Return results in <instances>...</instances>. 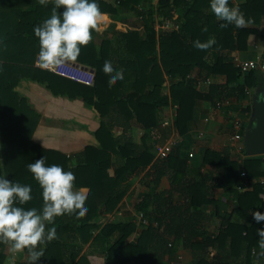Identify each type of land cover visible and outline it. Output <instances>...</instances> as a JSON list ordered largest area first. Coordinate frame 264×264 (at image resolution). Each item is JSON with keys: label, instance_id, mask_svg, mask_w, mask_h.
<instances>
[{"label": "trees", "instance_id": "1", "mask_svg": "<svg viewBox=\"0 0 264 264\" xmlns=\"http://www.w3.org/2000/svg\"><path fill=\"white\" fill-rule=\"evenodd\" d=\"M167 1L169 0L163 1V4H167ZM97 2L103 13L99 23H108L106 15L111 19L120 20L121 12L118 9L106 0H97ZM116 2L120 7L119 10L128 8L135 10V6L142 0H116ZM177 5L180 8L187 7V21L179 33L180 41H175V45L170 50V47L165 50L167 53L165 60L170 59V62L176 65L175 73L169 71L171 76L181 78L172 86L171 92L173 100L179 105L175 125L179 134L184 135L194 118L198 100L204 97L195 89L196 80L187 78L194 69H200V76L214 75L226 78L225 84L211 87L207 95L208 99H213L212 96L218 93L220 99L237 98L240 101L247 96L246 89L253 90L262 79L258 71L243 74L232 64L231 58L224 55L229 51L246 50L250 31L238 29L231 24L222 27L225 22L218 21L215 15L208 11L210 0H194L193 3L180 1ZM229 6L239 7L250 23H260L264 17V0H241L236 5L230 2ZM25 7L28 9L24 10ZM53 8L54 0H47L46 4H42L40 0H0V123L4 131L1 149L6 178L32 187L31 195L34 196L35 201L22 205L26 209H40L43 206L41 203L43 197H41L42 189L27 169L29 163L35 162L36 158L38 160L37 156L26 151L27 145L35 148L31 141L33 132L29 134V127L24 124V118L17 117V114L24 112V101L16 92V88L23 80L30 79L46 85L48 89L53 90L54 95H62L65 99L81 98L89 106L96 105L100 110L102 107L107 106L109 109L111 107L112 112L120 115L118 118L120 120L129 119L127 114L132 110L137 113L138 118H144L142 111H145L147 118H152L156 109L165 104L164 100L152 102L153 98L151 100L133 98L134 92L132 93L130 87L144 83L148 74L143 76L142 68L132 65L135 62L133 59L120 62L112 56L114 51L120 50L119 45L122 40L119 36H125L116 31L107 33L93 31L92 41L81 48L76 63L97 70L92 87L61 76L50 79L48 73L35 69L33 65L39 52V40L34 35L33 29L51 16ZM57 11L62 12L63 9ZM111 32L116 36L115 41L120 43H112L108 36ZM210 38H214L215 43L205 50L193 46L197 40L206 43ZM96 39H99V44ZM134 46L153 55L148 41H130L124 45V49L129 51ZM209 51L211 57L208 55ZM105 58L111 59L114 66L123 71V79H118L111 86H109V76L112 74L103 70ZM143 62H150L152 66L155 61L151 59ZM44 78H47V81ZM138 79H143V82ZM156 80V78L149 79L154 82L155 90L161 87V82L157 83ZM56 81H59L57 91L54 88ZM60 82H62L61 87ZM232 84H236L237 87L230 88ZM116 87L119 89L115 90ZM117 91L126 92L127 96L124 95V98L119 100L116 98ZM154 93L152 92L151 96ZM95 98L98 99L97 103L94 101ZM251 110L249 106L245 112ZM12 115L17 118H11ZM147 125L154 127L155 122ZM10 132L14 138L8 140L6 135ZM23 132L26 134L24 135ZM10 144L13 148L8 150ZM133 147L135 146L129 143L120 147L119 152L117 151L122 159L117 165L114 178L107 173V162H104L101 156L97 157L95 162L90 161L87 166L73 169L76 174L75 186H87L91 190L90 197L85 201L88 216L78 217L73 213L58 215L54 222L58 235L46 244L44 257L37 264H74L80 256L83 245L91 239V231L101 227L97 222L92 224L91 221L95 220L103 209L108 213L113 212L127 194V187L129 189V185L126 188L122 187L123 183L129 181L135 172L139 173L150 164L151 161L147 162L146 156L138 157ZM10 151L13 153H9ZM51 154L53 153H46L47 165L58 164V161L49 159ZM203 156L205 167H215L216 164L221 169L222 175L217 179L218 184L237 194L238 208L235 209L234 214L241 218L244 224L234 223L231 215H222V228L219 234H207L203 228L210 219L201 208L215 204L213 192L216 180L209 185V175L212 173H207L208 175L199 181L187 179L179 168L178 158L169 156L158 161L157 167H159L158 175L167 176L171 182V190L158 194L155 198L142 196L137 204V211L144 214L146 220L148 219V228L132 242L130 239L136 232V225L133 222L107 224L93 242L91 252L95 253L102 249L107 264H169L166 259L177 258L179 248L183 245L185 250L191 252L192 264H254L253 252L258 248L259 240L257 229L264 228V221L257 223L252 217V212L256 209L264 213V181L262 183L253 181L264 179V158L248 159L241 166L232 161L226 152L217 153L209 149L204 151ZM66 163L65 169L68 168L65 166ZM241 168L245 171L247 179L254 183L252 192L242 193L235 188L240 185ZM158 182L157 180L156 183ZM177 192L181 193L180 200L183 202H175ZM151 208L153 210L150 212ZM211 248L216 255L209 260L212 254ZM25 251L27 252V249ZM0 264H5L2 249H0ZM78 264H90L88 257L80 258Z\"/></svg>", "mask_w": 264, "mask_h": 264}, {"label": "crops", "instance_id": "2", "mask_svg": "<svg viewBox=\"0 0 264 264\" xmlns=\"http://www.w3.org/2000/svg\"><path fill=\"white\" fill-rule=\"evenodd\" d=\"M106 1L121 12V18L120 20H114L106 15L109 26L103 32L116 31L125 34V36H119V39L122 40L121 43L115 41L116 36L112 32L108 34L112 43H120V50L114 51L112 56L120 62H126V59H133L135 62L132 65L142 68L143 76L148 74V76H145L147 80L144 83L130 87V89L132 88V93L134 92L133 98L138 100L143 98L151 100L153 98L154 101L152 102L161 100L165 102L164 105L156 109L155 115L151 116L152 118H147L144 114L145 111H142L144 118H138L136 116L137 113L132 110L130 114H127L129 119L123 120L121 118V121L118 119L120 115L117 112H112L111 107L110 109L107 106L102 107L100 110L96 105L89 106L81 98L76 100L65 99L62 95H54L53 90L51 88L48 89L46 85L30 79L23 80L16 88V92L22 97L25 104L23 114H17V117L24 118V124L29 127V134L33 132L31 141L35 148L27 145L29 149L27 148L26 151L33 153L38 159L44 156L47 161V155L49 156L50 154L46 155V153L51 152L53 154H51L49 159L58 161L57 165H61L64 168V164L67 161L66 167L77 169L80 166L89 165L90 161L95 162L97 157L101 156L103 161L107 162V173L111 178L115 177L118 169L117 165L122 159L117 151L119 152V148L124 147L126 144L131 143L135 146L133 149L137 152L138 157L141 155L145 158L146 156V161H151L146 169L139 173L135 172L129 181L123 183L122 187L126 188L129 185V189L127 187V194L116 209L111 213L103 209L100 215L91 221L92 224L97 222L101 227L91 231V239L89 238L88 243L83 245L80 256L77 257L74 264H78L83 256L88 257L90 264H107V259L102 249L95 253L91 252L93 242L100 230L107 224L133 222L136 225V232L130 239L132 242L148 228V219L146 220L145 215L139 213L136 209L139 199L142 196L155 198L158 194L171 190V182L167 176L160 177L158 175L159 167H157V164L158 161L162 160L158 156V147L173 145L170 156L178 158L179 168L185 173L187 179L199 181L205 175H208L207 173H212L209 175V185L216 180V187L213 192L215 204L205 205L201 208L210 219L203 228L209 235H217L221 231L222 215L233 216L232 221L234 223L241 224L243 221L234 214L235 209L238 208L237 194L226 190L227 188L225 189L218 184L217 179L221 177L222 171L216 164H214L215 167H205L204 151L211 149L217 153L226 152L232 161L237 162L241 166L248 159L255 157L264 158V156L250 154L247 149L240 151V147L245 144V139L242 142H237L234 139L237 133L243 132L246 136L247 131L253 125L254 96L257 88L264 84V71L262 70H254L259 72L262 80L258 82L257 87L253 90L246 89L247 96L239 101L237 98L227 99L222 97L223 99H220L218 93L212 96L213 99H208L207 95L211 87L225 84L226 78L214 75L208 77L200 76V69H194L187 78L196 80L195 89L204 97L197 102L194 118L190 122L187 132L184 135H180L178 132L175 122L179 105L173 100L171 88L181 78L173 77L169 73V71L175 73L176 65L171 63L170 59L165 60L167 55L165 50L169 47L170 50L175 45V41H180L179 33L187 21V7L180 8L177 4L180 1L193 3L194 0H169L167 4H163L165 0H142L139 5L135 6V10L129 8L119 10L120 7L116 0ZM239 1L241 0H230L235 5ZM27 9L28 7L24 8V10ZM208 11L209 13L211 12L210 10ZM129 16H132L134 21H131L128 18ZM103 26L104 24L98 22V27ZM240 29L251 32L246 50L229 51L225 52L224 55L230 57L232 64L238 69L241 63L250 61L264 66V17L260 23H248L246 27ZM98 31L103 33L99 28ZM134 40L150 42L153 55L145 50H139L135 46L129 51L125 50L124 45ZM95 41L97 44L100 43L99 39ZM114 47H116V44ZM208 55L211 57L210 51ZM151 59L156 62L152 66L150 62H143ZM69 63L87 69L94 76L97 73L94 67L81 65L76 62ZM141 65L143 67H140ZM33 67L48 73L50 79L59 76L50 69L39 67L36 59ZM152 78H156L157 83L161 82V87L155 90L154 82L149 81ZM209 78L212 80L211 85L206 83ZM44 79L47 81V78ZM138 80L143 82V79ZM59 81L55 82L54 88L56 91L59 87ZM61 85L62 82H60V87ZM88 86L92 87L93 85ZM229 87L235 88L237 85L232 84ZM118 89L117 87L115 88V90ZM262 90L264 89L259 91ZM60 91L62 92L61 88ZM152 92L155 93L151 96ZM117 94L116 98L119 100L123 99L124 95L127 96V93L122 91H117ZM94 101L97 103L98 99L95 98ZM249 106L252 108L251 112H245ZM10 117L17 118L13 115ZM154 122V127H148L147 124ZM238 124H243L242 130L239 129ZM3 134L4 131L0 123V174L6 175L1 149ZM6 137L8 140L14 138L11 132ZM117 143L118 146L116 147ZM9 147L8 150L13 148L11 144ZM11 152L13 153V151L9 153ZM136 170L139 171L138 167H136ZM157 180L159 181L158 183H156ZM263 181L264 179L259 178L253 182L262 183ZM253 182L247 179L245 171L241 168L239 172L240 185L235 186V188L242 193L252 192L254 190ZM83 187L89 191L88 199L91 190L87 186ZM181 196V193H175L176 203L181 201ZM31 201H35L34 198ZM152 210L153 208L150 209V212ZM255 211L257 210L255 209ZM86 216H88V213L83 217ZM153 224L156 226L154 222ZM10 244L11 242L0 243V249H2L5 257V264H13V255H15V264H29L27 252L24 250L13 254ZM214 255L216 254L212 250L209 260H212ZM192 261L191 252L185 250L183 245L179 248L177 258L166 259L169 264H192ZM253 262L254 264H264V255H260L259 248L254 249Z\"/></svg>", "mask_w": 264, "mask_h": 264}, {"label": "clouds", "instance_id": "3", "mask_svg": "<svg viewBox=\"0 0 264 264\" xmlns=\"http://www.w3.org/2000/svg\"><path fill=\"white\" fill-rule=\"evenodd\" d=\"M46 4L47 0H40ZM230 0H210V11L218 21L244 28L250 23L239 7H230ZM63 9V11H57ZM103 16L97 0H54V8L49 18L34 27V35L39 40L36 62L43 69H54L69 62H76L81 48L93 39V31L98 30V22ZM215 43L195 41L193 46L205 50ZM103 70L111 73L109 86L123 79V71L117 69L112 60L105 58ZM33 179L42 189L43 206L40 209H26L22 205L32 200L31 185H22L0 174V243L11 242L13 254L27 249L29 264H37L45 254V246L58 235L55 218L64 213L84 216L88 207L85 203L89 191L75 187V172L61 165H47L43 156L27 165ZM253 219L264 221V213L252 212ZM258 248L264 255V228L257 229ZM15 264V255H13Z\"/></svg>", "mask_w": 264, "mask_h": 264}, {"label": "built area", "instance_id": "4", "mask_svg": "<svg viewBox=\"0 0 264 264\" xmlns=\"http://www.w3.org/2000/svg\"><path fill=\"white\" fill-rule=\"evenodd\" d=\"M71 63H67L65 65H62L58 68H54V69H50L52 70L54 73H56L57 75L64 77V78H68L70 80H73L75 82H79L85 85H93L94 84V80H95V76L94 74L89 73L88 71H85L83 68L81 67H75L76 69H74V66ZM239 69L241 70V72L243 74L249 73L251 71L254 70H262L264 71V66H261L259 64H257L256 62L250 61V62H243L239 65ZM79 71V73L77 72ZM206 83L208 85H211L212 80L211 78H209ZM239 129H243V124H238ZM245 135L242 133H237L234 137L235 141L237 142H242L244 141ZM173 150V145H167V146H161L158 147L157 151H158V156L161 159H166L168 158ZM246 150L245 144H243L240 147V151H244Z\"/></svg>", "mask_w": 264, "mask_h": 264}, {"label": "water", "instance_id": "5", "mask_svg": "<svg viewBox=\"0 0 264 264\" xmlns=\"http://www.w3.org/2000/svg\"><path fill=\"white\" fill-rule=\"evenodd\" d=\"M84 70L88 71L87 69ZM254 100L253 125L246 133L245 145L250 154L264 156V90L256 92Z\"/></svg>", "mask_w": 264, "mask_h": 264}, {"label": "rangeland", "instance_id": "6", "mask_svg": "<svg viewBox=\"0 0 264 264\" xmlns=\"http://www.w3.org/2000/svg\"><path fill=\"white\" fill-rule=\"evenodd\" d=\"M128 18H129L131 21H134V18H133L132 16H129ZM108 26H109V24L107 23V25L104 24L103 27H98V28H99V30H100L101 32H103V30H104V29H107ZM71 67H73V66H71ZM74 69H76V68L74 67ZM77 72L79 73V71H77ZM263 81H264V79H263ZM261 89H264V84H263L262 86H260V88L258 87L256 91L258 92V91L261 90Z\"/></svg>", "mask_w": 264, "mask_h": 264}]
</instances>
